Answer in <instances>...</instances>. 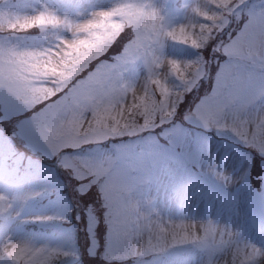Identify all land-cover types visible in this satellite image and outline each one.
<instances>
[{
  "label": "clouds",
  "instance_id": "clouds-1",
  "mask_svg": "<svg viewBox=\"0 0 264 264\" xmlns=\"http://www.w3.org/2000/svg\"><path fill=\"white\" fill-rule=\"evenodd\" d=\"M26 11L0 24V264H264L236 223L264 194V0Z\"/></svg>",
  "mask_w": 264,
  "mask_h": 264
},
{
  "label": "rangeland",
  "instance_id": "rangeland-1",
  "mask_svg": "<svg viewBox=\"0 0 264 264\" xmlns=\"http://www.w3.org/2000/svg\"><path fill=\"white\" fill-rule=\"evenodd\" d=\"M66 2L71 5L73 0H66ZM28 0H0V24L14 23L16 21L22 20L27 16ZM252 27L258 28L261 23H264L258 19H254L250 22ZM172 51H174L177 55H183L186 53V49L181 44H175L172 46ZM231 161L229 164L231 165ZM162 196L164 195L162 191ZM178 194V193H177ZM207 199L209 201H223L226 205L231 203V197L225 191H222L218 188H214L211 186L205 187L202 191H200L197 195V199ZM194 203L196 201L194 200ZM241 215L236 220L242 230L245 231V234L248 236H252L254 238V233L251 232V225L254 224L257 228L261 227L264 223V195L260 197V195H256L254 198V206L249 211L243 203L240 206ZM245 253L247 252V248L244 249ZM255 258H251L248 260V264H253Z\"/></svg>",
  "mask_w": 264,
  "mask_h": 264
}]
</instances>
